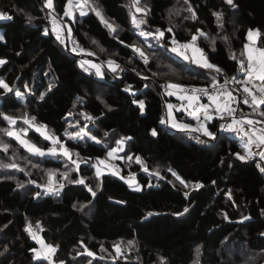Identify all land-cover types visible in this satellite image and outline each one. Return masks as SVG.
<instances>
[{"label":"trees","instance_id":"16d2710c","mask_svg":"<svg viewBox=\"0 0 264 264\" xmlns=\"http://www.w3.org/2000/svg\"><path fill=\"white\" fill-rule=\"evenodd\" d=\"M233 2L236 8L224 0H189L197 15L193 21L185 19L191 16L187 11L170 16L176 9L189 6L183 0H141V6H146L149 14L146 17L137 14L146 23L136 29L131 23L130 0H90L116 26L117 32L110 35L90 9L86 16L74 11L72 19L64 17L67 0H53L51 13L44 7L45 0H0V12L13 17L0 20V36L4 37L0 40V59L7 61L0 66V79L12 88L9 93L0 89V111L17 118L14 129L29 128L21 118L25 113L36 117L38 124L47 125V130L66 147L79 153L80 160L79 170H73L75 166L67 159L59 155L51 158L32 155L15 139L0 132V142L9 145L7 153L0 151V163H15L22 169L0 168V253H3L0 264H48L46 260H33L30 236L25 231L28 224L45 243L58 246L53 256L55 263L159 264L162 258L166 264H197V261L198 264H264V173L256 167L257 159H237V153L244 155L237 135L228 136L222 131L210 139L161 124V118H166L169 98L159 92L154 77L198 86L209 85L212 77L217 82L228 77L243 79L238 61L244 60L241 53L249 29L259 30L257 45L264 48V0ZM214 11L223 14L222 26L213 16ZM26 14L34 17L31 23ZM53 17L63 28V44L52 32ZM200 27L209 39L199 37L197 46L211 64L223 70L222 75L192 65L169 50L173 37L179 42H189ZM157 28L165 34L159 42L138 34L140 30L155 33ZM168 28L172 31H167ZM45 29L48 35H44ZM66 40L70 51L65 47ZM76 44L85 50L81 54L94 53L92 58L74 56L71 45ZM132 45L145 51L148 65L133 52ZM100 48L105 51L101 52ZM232 53L236 59L230 58ZM79 59L100 65L103 78L89 69L84 71ZM110 59L123 71L111 72L106 63ZM129 86L130 92L124 91ZM17 91L24 96L23 101L15 96ZM40 92L46 93L43 100L39 99ZM134 100L144 101L143 113ZM236 110L238 115H254L242 103H237ZM81 113L95 119L85 120ZM176 116L180 118L181 113ZM69 124H87L90 135L101 143L87 137L77 141L68 139L66 132L79 130ZM7 127V121L0 117V128ZM217 128L218 119L208 123L213 134ZM154 129L156 136L151 134ZM27 136L40 143L37 137ZM121 137L131 139L125 141L124 151L112 161L118 164L120 175L135 174L142 186L139 192L133 191L121 176L111 173L105 172L97 181L91 166L99 158L108 159V150ZM196 137L204 143H198ZM126 156H140L149 172L142 171L135 159L129 161ZM73 159L78 157L74 155ZM48 160L58 162L59 167L48 165ZM49 169L65 184L59 193L37 187L46 183ZM169 169L189 184L199 181L204 187L185 189ZM153 170L163 179L150 175ZM65 171L71 179L85 178V183L96 192L95 197L84 185L62 181L61 174ZM18 183L23 187H17ZM229 190L231 200L225 195ZM185 191L189 192L188 197ZM82 204L86 207L80 208ZM185 207L189 211L178 215ZM245 216L249 219H243ZM37 223L42 231L35 227ZM128 241L135 247L126 249L123 256L113 261V245L119 243L125 247ZM81 244L96 258L84 254ZM101 247L106 251L101 252Z\"/></svg>","mask_w":264,"mask_h":264},{"label":"snow or ice","instance_id":"6c2138e0","mask_svg":"<svg viewBox=\"0 0 264 264\" xmlns=\"http://www.w3.org/2000/svg\"><path fill=\"white\" fill-rule=\"evenodd\" d=\"M185 5H189L186 9H176L174 12L170 13L171 15L179 16L181 11H187L191 14L190 17H185V19H192L195 21L197 19L196 13L193 11L191 5L189 4V0H183ZM224 3L228 4L232 8H236L237 5L234 4L233 0H224ZM44 7L49 10L51 13L53 11V0H45ZM130 7L131 9H134V11L130 12V18L131 23L134 28L141 29V26L146 23V20L144 18H138L137 14H141L142 17H146L149 14V9L146 6H141V0H130ZM91 10L95 13V15L100 19V22L105 25V27L108 29L109 34H115L117 32L116 26H114L112 23L108 22L102 13L95 7H93L90 4V0H67V5L64 8L63 16L67 17L68 19L73 18V12L78 11L80 16H86L88 14V10ZM213 16L215 17L218 25L222 26L221 20H222V13L220 12H213ZM13 17L11 15H8L6 13L0 12V20H11ZM27 21L31 23V21L34 19L33 16L30 14H26ZM51 25H52V32L55 34V37L57 41L60 43H64V37H63V28L61 24L58 22V20L53 17L51 19ZM167 31L171 32L172 28H168ZM48 30L45 29L44 35H48ZM139 36L144 37L146 40L149 37H153L156 41H161L164 39V31L157 28L155 30V33L152 32H146L143 30H140L138 32ZM68 38H71V29H68ZM260 35L259 30H248L247 38L249 43H246L244 45V50L241 53L242 57H246L247 64L245 66V62L243 59L239 60L238 63L241 66V70L244 72L243 79H236L235 77H232L230 80L225 79L224 84L221 85L217 83L216 78L212 77L211 82V88L212 92H209L207 88H192L190 91H186L183 85L174 83V82H167L165 84H161V87L165 90V94L168 96L175 95L178 100L181 101H187V106L185 108V111L188 112V114L191 116L192 119H194L197 123L196 127H192L191 125L184 124V123H177L175 118L172 116V109L173 105L168 104V114L167 118L162 117L160 120L161 124L169 123L171 127L176 128L180 131L185 132H198L202 134L203 136H207L210 139L213 138V133L209 131L208 127L206 126L205 122H211L215 117L219 118L220 120H225L226 117L230 118V122L222 123L219 127L223 131H227L230 133H235L238 137L241 139V147L244 149V155H241L237 153V159H240L241 161H246L248 159H252L255 156H259V159L261 161H264V126L258 127V125H264V119H250V118H243V119H236L235 113L236 108L232 107L234 103H242L244 105H247L248 107L252 108V114L264 118V110H261V106H264V48L256 47L257 40L256 38ZM199 37H203L205 39H209L206 33H204L202 30L197 29L196 34H193L191 37V40L189 42L180 43L176 40L175 37L172 38L170 41L172 47L169 49L171 52L175 53L177 56H180L185 61H189L192 64H196L199 67L205 68V69H211L218 75L223 74V70L211 63H209L207 57L205 56L203 50L197 46L196 42ZM4 37L0 36V40H3ZM214 44V39L211 41ZM93 43H96L94 40ZM133 52L137 53L139 57L142 59L143 63L145 65H148L149 58L148 55L143 51L140 47H137L136 45H132ZM187 50H191L193 55L189 57L187 55ZM72 51L74 53H80L85 52L84 49L80 48L78 44H76L75 47L72 48ZM101 52H104L105 49L100 48ZM86 55H94L92 52H86ZM231 59H236V56L234 53L230 56ZM7 63L5 59H0V66H3ZM108 68L111 72L116 73L117 70L123 71V69L120 68V65L117 64L114 60H108L107 62ZM88 65L87 68L84 66ZM79 66L84 70L88 71L89 68L95 69L96 75L103 78V73L101 72V66L96 64H91L87 60H81L79 63ZM153 75H157V73H153ZM141 79H148L147 76H141ZM259 83H256V82ZM229 83L239 84L241 85V88L239 90H230L227 85ZM147 87V85H145ZM52 88V84H49V91ZM0 89H3L4 93H9L12 91V88L3 80L0 79ZM27 90V89H26ZM131 86L126 87L124 91L130 92ZM234 91H240L243 95L238 100L237 96L234 95ZM15 95L17 97H21L20 92H16ZM45 92L39 93V99L43 100L45 97ZM132 95H135V93H132ZM204 95L207 97L208 103H200V96ZM133 103L138 104L141 113L144 112L145 104L144 101H138L134 100ZM75 106V105H74ZM107 107V105H106ZM109 111L112 109L109 107ZM180 108H177V111H179ZM201 114L203 116V119L201 120ZM71 115V113H69ZM81 115L84 117L85 120L92 121L95 118L91 115H88L87 113H81ZM0 117L3 118L4 121H7L8 127L7 128H0V132H3L5 135L15 139L27 152H29L32 155L37 156H45V155H52V156H63L65 159L68 160V162L72 165H74L73 170H79L80 168V160H79V153H73L68 147H66L60 139L55 136V134L50 133L47 130V125L44 124H37L36 123V117L32 116L29 117L27 113H25L21 118L23 120V123L28 125L29 128H35V130L44 138L46 141H50L52 147H48L46 151L40 147H38L35 143H32L29 139L26 138L27 132L25 129H14V126L17 123V118L13 117L11 115H7L4 112L0 111ZM67 119V117H65ZM245 125L247 127H245ZM69 127L71 128H79L78 131L74 133H68L67 135L68 139L77 141V140H83L85 137H87L89 140H92L96 144H100L101 140L97 139L94 135H90V130H88L87 124L84 126H79L78 124H69ZM153 136L157 135L156 130H152L151 133ZM108 133H105V136H107ZM131 139V137H121L120 139L116 140V147L111 148L107 152L108 160H113L118 158L117 153L124 151V144L126 140ZM196 140L198 143H204V141L200 140L199 137H196ZM57 145L59 147H57ZM253 147L257 149L258 151H253ZM9 145L7 143L0 142V151H3L5 153L8 152ZM77 156L78 159H73V156ZM127 160L132 161L135 159V162L140 165L141 170L144 172H149V169L145 162L142 160L140 156H135L134 158L132 156H126ZM83 162H87L85 159ZM93 168H95V178L97 181L101 180V177L104 175V170L107 169L110 171L111 175L113 176H120V170L116 168L114 165L108 163L104 159H99L96 164L91 165ZM103 166V167H101ZM33 167H36V165H33ZM67 167V165H66ZM257 167L259 168V171L261 173H264V164H257ZM0 168L4 169H16L17 171H22L15 163H0ZM171 172V175L175 177L177 181H179L180 185H182L185 189L189 188V183L186 182L184 179H182L175 171L169 169ZM57 173L49 169L46 172V183L44 185L37 184V187H43L46 189L47 192H55L59 193L60 190H62L65 186V184L61 181H58L56 179ZM130 177L134 176V174H129ZM150 175H153L157 177L158 179H163L162 176H160V173L156 170H153L150 172ZM62 181H67L68 184H81L84 185L89 192H91L92 196L95 197L96 192L93 191V189L85 183V178H77V179H71L69 177V173L67 171L63 172L61 174ZM123 179V177H121ZM128 183L129 187L135 191L139 192L141 191V188L139 185H136L135 180L133 178H130L125 181ZM29 183H35L34 181H29ZM135 185V186H134ZM17 187H23L22 184L17 185ZM100 185H97V188H99ZM149 187H151V184H149ZM193 190H199L204 187L202 183H196L191 186ZM40 193H37L39 195ZM185 197L189 196V192L185 191L184 193ZM227 198L229 200L232 199V191L229 190L226 194ZM117 203H120V201H117ZM77 206L74 204L73 208H76ZM86 205H80V208H84ZM189 211L188 207H185L183 212L178 213V215H183L184 213H187ZM262 214H264V211H262ZM151 215V213H149ZM224 218L227 220V214H225ZM243 219L247 220L249 217L245 216ZM37 229H40L42 231V228L39 223L35 226ZM25 231L31 236V238L36 241L37 244L40 245V249H31L32 252L35 253L33 256V260H46L48 264H55L53 260L54 254L57 252V247L52 244H47L45 241L36 234V232L33 231V226L31 224L26 225ZM81 247L84 248V254L96 258L95 254L91 251H89L86 247H84L83 244H81ZM135 245L132 241H128L127 245L125 247H122L121 244L117 243L113 245V251L115 252V256L112 257L113 261L119 259L121 256L124 255V252L126 249H132ZM5 251H7V248H5ZM101 252H105L106 249L101 247ZM200 249H196V253L199 254ZM0 255H3V253H0ZM103 257H101L102 259ZM60 264H64L63 261H60ZM159 264H166L165 260L160 258ZM198 264V261H197Z\"/></svg>","mask_w":264,"mask_h":264},{"label":"rangeland","instance_id":"374dc122","mask_svg":"<svg viewBox=\"0 0 264 264\" xmlns=\"http://www.w3.org/2000/svg\"><path fill=\"white\" fill-rule=\"evenodd\" d=\"M133 11H134V9H132ZM200 30H202L204 33H206L205 32V30L203 29V28H199ZM254 31H255V29H254ZM258 38V37H257ZM257 38H256V40H257ZM246 43H249V41H248V38H247V41L245 42V44ZM196 44H197V42H196ZM244 44V45H245ZM244 45H243V50H244ZM256 47H258V45H257V43H256V45H255ZM71 47L73 48V47H75V45H71ZM172 46H170L169 48H171ZM79 54H81V53H79ZM187 55L189 56V57H191L192 55H193V53L191 52V50H187ZM88 57H91V56H89L88 55ZM176 57H178V58H180V59H183V58H181L180 56H177L176 55ZM92 58V57H91ZM244 59L246 60V57H244ZM80 61L82 60V59H79ZM247 61V60H246ZM193 65V64H192ZM195 65V64H194ZM86 68L88 67V65L87 66H85ZM155 78H159V77H157V76H154ZM159 79H162V78H159ZM163 80H166V81H168V82H174V81H172V80H169V79H163ZM175 83V82H174ZM17 92H19V91H17ZM16 96V95H15ZM17 97V96H16ZM17 99H19V100H21V101H23L24 100V96L21 94V97H17ZM26 130V132H27V135H32V136H34V137H37L38 138V140L40 141V143H38L37 141H35V140H33L31 137H29V136H26V138L27 139H29L32 143H35L38 147H40V148H42V149H44L45 151H46V149L49 147V146H52L51 145V143H50V141H46V140H44V138L35 130V128H28V129H25ZM226 134L228 135V136H235L234 135V133H228V132H226ZM239 139H240V137H239ZM92 141V140H91ZM240 141H241V139H240ZM62 142V141H61ZM63 143V142H62ZM64 144V143H63ZM65 145V144H64ZM57 147H59L58 145H57ZM114 147H116V146H113V147H111V148H114ZM110 148V149H111ZM109 149V150H110ZM108 150V151H109ZM254 152L255 151H258L257 149H255L254 147H253V149H252ZM123 152V151H122ZM121 152H118L117 153V157H118V154H120ZM47 156H50V158L52 157V155H47ZM54 157V156H53ZM62 158H64L63 156H61ZM99 159H101V158H99ZM98 159V160H99ZM117 159V158H116ZM97 160V161H98ZM114 160V159H113ZM52 161V160H51ZM97 161L96 162H94V164H96L97 163ZM59 163L58 162H50L49 160H48V165H51V166H55L56 168H58L59 167V165H58ZM101 167H103V166H101ZM95 169V168H94ZM105 172H107V173H110V171L108 170H104V173ZM121 177H123V181L125 182L126 180H128V179H130V178H126V177H124V176H122V175H120ZM134 180H135V183H136V185H139L140 186V188H142V186H141V184H139L138 182H137V180H136V178H134V177H132ZM126 183V182H125ZM127 185H128V183H126ZM129 186V185H128ZM135 186V185H134ZM37 235H39L41 238H42V236L39 234V233H36ZM43 239V238H42ZM28 243H30V249H40V245L39 244H37L36 243V241H34L32 238H31V236L29 237V240H28ZM33 255H35V253L33 252ZM55 264H60V262L59 263H55ZM64 264H68V263H66V261H64Z\"/></svg>","mask_w":264,"mask_h":264},{"label":"built area","instance_id":"2783aa9c","mask_svg":"<svg viewBox=\"0 0 264 264\" xmlns=\"http://www.w3.org/2000/svg\"><path fill=\"white\" fill-rule=\"evenodd\" d=\"M180 43H185L184 41H180ZM206 56V55H205ZM210 63V62H209ZM196 65V64H195ZM232 77H228V79L230 80ZM168 81H166V80H163V79H159V78H157V87H158V90H159V92L162 94V95H164V96H166V97H169L168 95H166L165 94V90L161 87V84H165V83H167ZM217 83H219V84H221V85H223L224 84V82H217ZM178 84H181V83H178ZM181 85H183L184 86V88L186 89V91H190L192 88H207L208 89V91L209 92H212V88H211V83L209 84V85H206V86H198V85H192V84H181ZM227 87L229 88V89H231V90H233V89H235V90H239L241 87H239V86H237V84H234V83H229L228 85H227ZM235 93H236V96L240 99L241 97H242V93L240 92V91H234ZM208 102V100H207V97L206 96H204V95H201L200 96V103H207ZM172 104L174 105V106H178L179 105V103L177 102V101H172ZM166 107V106H165ZM246 107H247V109H248V111H249V113H251L252 114V108H250V107H248L247 105H246ZM261 110H264L262 107H261ZM259 117V116H258ZM260 119H264V118H262V117H259ZM37 123V122H36ZM38 124V123H37ZM166 126L168 127V128H170V129H173L172 127H170L169 126V124L167 123L166 124ZM49 147H52V146H49ZM254 159H257V162H256V167H257V164H261L260 162H259V156H255L254 157ZM108 163H110V164H112V165H114L116 168H118L119 169V167H118V164H116V163H114L112 160H108V159H105ZM258 168V167H257ZM259 169V168H258ZM129 174H134L133 172H128V173H126L125 175H124V177H126V178H132V177H134L135 176V174H134V176H132V177H130V175ZM196 183H200L199 181H197V182H191L190 184H189V187L190 188H192L191 186L193 185V184H196ZM193 189V188H192ZM61 191V190H60ZM59 191V192H60Z\"/></svg>","mask_w":264,"mask_h":264},{"label":"crops","instance_id":"0c3cea01","mask_svg":"<svg viewBox=\"0 0 264 264\" xmlns=\"http://www.w3.org/2000/svg\"><path fill=\"white\" fill-rule=\"evenodd\" d=\"M244 61H245V66H246V64H247V61L244 59ZM93 64V63H92ZM87 66V65H86ZM89 70L90 71H94L95 72V69H93V68H89ZM96 73V72H95ZM256 83H259L258 81L256 82ZM231 90V89H230ZM234 95H236V93L234 92ZM169 98V100L166 102V118H167V114H168V108H167V105L168 104H172V101H177L178 103H179V105L178 106H174L173 104V109L171 110L172 111V116L175 118V120L177 121V123H184V124H188V125H191L192 127H196L197 126V123H196V121L194 120V119H192L191 118V116L188 114V112L187 111H185V108H186V106H187V101H181V100H178L177 98H176V96L175 95H173V96H169L168 97ZM208 103V102H207ZM207 103H204V104H207ZM236 106H237V103H234L233 105H232V107H234V108H236ZM262 107V106H261ZM177 108H180V110L179 111H177ZM263 108V107H262ZM178 113H181V117L180 118H178L177 116H176V114H178ZM238 113H237V111H236V113H235V116L237 115ZM239 116H243V115H239ZM252 117H256V118H259L258 116H256V115H251ZM203 119V116H202V114H201V120ZM214 119H218V128H219V126L222 124V123H226V122H230V118H228V117H226L225 118V120H220L219 118H217V117H215L214 116V118H213V120ZM206 123V126L208 127V123L209 122H205ZM169 124V123H168ZM169 126H170V124H169ZM171 127V126H170ZM245 127H247L246 125H245ZM173 128V127H172ZM218 128H217V130H218ZM174 130H177L176 128H173ZM180 131V130H179ZM220 131L222 132L223 130H221L220 129ZM180 132H184V133H188V132H185V131H180ZM217 132V131H216ZM224 133H226L227 131H223ZM198 133V132H197ZM228 133H230V132H228ZM234 135H236L235 133H234ZM215 136H216V133L213 135V138H215Z\"/></svg>","mask_w":264,"mask_h":264},{"label":"water","instance_id":"95a60500","mask_svg":"<svg viewBox=\"0 0 264 264\" xmlns=\"http://www.w3.org/2000/svg\"><path fill=\"white\" fill-rule=\"evenodd\" d=\"M65 47H66L67 50L70 51V48H69V46H68V42H67V40H66V45H65ZM73 55L76 56L77 58H83V57H85V56H88V55H85V54H77V53H73ZM94 60L97 61L96 58H94ZM235 118H236V119H243V118L260 119V118L252 117L251 115H248V114H245V115H243V116H239V115L237 114V115L235 116ZM260 126H264V125H258V127H260ZM220 133H221V131H220V127H219L218 130H217V132H216V136H215V138H216ZM215 138H213V139H215ZM262 162L264 163V161H262Z\"/></svg>","mask_w":264,"mask_h":264}]
</instances>
